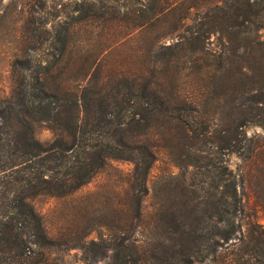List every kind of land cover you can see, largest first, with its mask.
Wrapping results in <instances>:
<instances>
[{"label": "rangeland", "instance_id": "1", "mask_svg": "<svg viewBox=\"0 0 264 264\" xmlns=\"http://www.w3.org/2000/svg\"><path fill=\"white\" fill-rule=\"evenodd\" d=\"M77 1L1 0L0 94H7L11 87L10 64L17 48L43 60H50L47 57L56 52L50 37L41 33L38 40H48L38 49L27 48L29 39L23 34L27 21L33 19L34 26L45 22L47 28L55 30L58 25L68 24L74 29L69 47L71 59L61 77L66 87H83L91 76L83 78L88 68L89 72H96L91 82L105 88L121 76L147 81L159 92L158 96L177 106L188 107L185 103L196 101L199 115L182 112V118L193 126L198 123V133L209 130L212 136L207 142L189 140L175 123L167 126L160 120L156 123L152 130L155 161L147 177L148 192L140 219L126 212L131 200L128 180L133 168L124 161L111 162L71 197L35 198L33 204L44 215L48 232L55 238L53 246L44 252L41 264H173L162 255L170 248V230L166 231L160 222L185 212L190 206L188 200L193 197L191 189L201 197L197 200H203L197 188L201 185L202 169L187 168L194 155L193 143L204 147L203 155L225 161L238 182L242 181L238 192L245 203L249 202L251 207L256 203L246 177L248 162L227 151L214 153L210 141L217 144L219 133L235 131L239 116L235 105L244 103L248 95L244 91L255 93L264 84V48L257 44L264 41L261 29L264 19L236 28L232 18L222 24L221 12L225 2L234 0H171V6L170 0H155L151 1L154 5L151 15L162 14L136 28L132 23L139 21L141 14L133 12L139 9L133 1L120 0L119 4L126 6L119 13L111 7L116 2H108V12L102 19L93 16L75 21ZM240 39L245 46L243 50L236 48ZM66 57L61 59L62 65L67 63ZM244 132L254 143L257 140L258 145L264 143L261 127L248 125ZM35 135L40 142L52 137L45 125H38ZM204 162L199 161L201 165ZM251 207L246 211L248 216L253 214L249 211ZM199 209L204 207L201 205ZM241 218L243 223L249 220ZM259 221L264 225L262 219ZM244 236V242L230 240L194 264H264V243L254 247L247 234ZM132 243L140 260H136L133 252L126 258L113 257L111 249Z\"/></svg>", "mask_w": 264, "mask_h": 264}, {"label": "trees", "instance_id": "2", "mask_svg": "<svg viewBox=\"0 0 264 264\" xmlns=\"http://www.w3.org/2000/svg\"><path fill=\"white\" fill-rule=\"evenodd\" d=\"M119 1L78 0L75 4L78 15L73 20L93 16L102 19L108 12V2H116L111 7L119 13L126 6ZM125 1L139 6L133 11L141 14L139 21L132 23L136 28L162 14L151 15L154 8L151 1L155 0ZM172 3L170 0V6ZM263 3L264 0L225 2L221 8L222 24L232 18L237 28L245 22L264 19ZM34 22L29 19L23 33L29 39L27 48L38 49L48 40L39 41L41 33L50 37L56 52L47 57L50 60H43L17 48L10 64L11 87L7 94H0V264H41L44 252L53 246L55 238L49 234L44 215L33 204L34 199L71 197L111 162L124 161L132 165L128 180L131 200L126 212L140 219L144 214L143 199L148 192L147 177L155 161L152 130L159 120L166 126L175 123L177 129L187 133L189 140L207 142L212 136L209 130L198 133V123L193 126L182 118V112L199 115L196 101L185 103L188 107L177 106L158 96L159 92L147 81L121 76L105 88L91 82L96 72L91 73L88 68L83 78L91 76L83 87H66L61 77L71 59L69 47L74 28L62 24L55 30L47 28L45 22L41 26H34ZM226 31L228 33L230 28ZM257 44L264 48V41ZM236 48L245 49L241 39ZM65 55L67 63L62 65ZM252 92L244 91L248 94L244 103L235 105L239 114L235 131H222L218 134L219 143L215 144L214 140L210 143L214 153L227 151L248 162L246 177L256 203H252V207L249 202L245 203L238 192L242 181L238 182L225 161L203 155L204 147L193 143L194 155L187 168L202 169L201 185L197 188L203 200H197L201 197L191 189L193 197L188 200L190 206L185 212L170 215L160 222L166 231L170 230V248L162 255L173 264L202 262L216 247L230 240L244 242L246 234L254 247L264 243V225L259 221H264V143L258 145L259 140L254 143L244 132L248 125L264 130V84L257 92ZM38 125L50 130L49 141L40 142L36 138ZM202 160L205 162L201 165ZM201 205L204 209H199ZM249 207L253 214L248 216ZM241 216L249 220L243 223ZM120 245L111 249L113 257L126 258L133 252L136 260H140L134 243Z\"/></svg>", "mask_w": 264, "mask_h": 264}]
</instances>
